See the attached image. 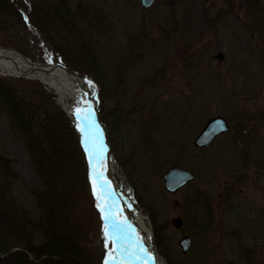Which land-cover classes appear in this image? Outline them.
Listing matches in <instances>:
<instances>
[{
  "label": "rangeland",
  "instance_id": "obj_1",
  "mask_svg": "<svg viewBox=\"0 0 264 264\" xmlns=\"http://www.w3.org/2000/svg\"><path fill=\"white\" fill-rule=\"evenodd\" d=\"M67 5L86 11L81 36L74 32L71 38L53 27L57 37L50 42L42 29L29 26L23 51L15 50L38 64L52 60L67 65L92 81L97 94L95 72L84 49L89 43L96 48L103 70L118 80L112 96L99 106L100 118L104 112L119 118L116 129L110 125L113 115L104 122L117 162L116 179L147 213L155 250L164 263L247 264V250L249 264H264V120H257L264 108V19L247 16L240 0H155L146 10L139 0H67ZM218 52L223 62L215 58ZM244 111L253 117L244 133L251 136L236 145L231 140L241 134L232 119ZM215 115L230 121V131L191 157L187 153L194 149L193 139ZM146 133L153 146L147 145ZM0 155L10 157L19 175L13 196L37 217L40 179L22 139L1 111ZM249 158L261 159L262 165L255 166ZM172 166L195 174L174 193L164 188L162 179ZM197 194L209 202L208 230L195 229L205 210L195 212L190 205ZM87 209L85 243L96 264H104L110 257L93 200ZM176 217L182 219L179 229L171 225ZM183 235L192 239L186 254L178 246Z\"/></svg>",
  "mask_w": 264,
  "mask_h": 264
},
{
  "label": "trees",
  "instance_id": "obj_2",
  "mask_svg": "<svg viewBox=\"0 0 264 264\" xmlns=\"http://www.w3.org/2000/svg\"><path fill=\"white\" fill-rule=\"evenodd\" d=\"M240 1L244 3L247 16L264 19V0ZM82 10L84 8L78 7L73 11L67 0L56 3L47 0H0V46L23 51L29 26L42 29L50 42H54V36L57 37L51 30L53 27H59L65 36L71 38L74 32L81 36L86 16V11L79 13ZM262 31L260 35L264 44V21ZM84 49L95 72L93 80L99 86L101 105L112 96L118 80L103 70L97 59L99 53L92 44H86ZM0 111L6 116L11 130L22 139L41 183L35 196L38 209L35 217L13 196L12 188L19 175L12 168L10 157L0 155V264H96L95 255L85 243V219L89 220L90 214L87 205L92 207L86 165L70 120L39 81L1 75ZM112 115L110 125L116 129L119 118L114 113ZM112 115L104 112V118L100 119L106 122V118ZM249 115L244 111L232 119L235 130L241 134L237 140H231L236 145L246 142L251 136L244 137L246 122H253ZM262 119L264 108L257 120ZM144 135H147V145L153 146V138L147 133ZM163 145L162 148H167ZM203 150L206 148H194L187 154L196 157ZM248 161L255 166L262 165L261 159L249 158ZM126 164L122 163L124 167ZM190 205L195 212L205 208L204 214L195 218V229L208 230L212 224L208 200L197 194ZM147 209L156 223L152 209ZM158 243L163 246L161 239ZM244 259L249 264L250 253L247 250H244Z\"/></svg>",
  "mask_w": 264,
  "mask_h": 264
},
{
  "label": "bare ground",
  "instance_id": "obj_3",
  "mask_svg": "<svg viewBox=\"0 0 264 264\" xmlns=\"http://www.w3.org/2000/svg\"><path fill=\"white\" fill-rule=\"evenodd\" d=\"M30 66V63L26 62L24 56L20 52L7 48H0V73H23L40 80L47 89L56 94L59 104L62 105V108L67 112L74 125L77 124V120L73 115V109L83 106L82 103L78 104V102L89 101L90 106L93 109V118L95 120L94 115L97 108V102L93 98L88 99L86 96L83 83L86 82L87 79L81 77L79 74L68 73L61 65H55L52 67L47 66V71ZM102 134L104 136L103 129ZM78 136H80L79 133ZM102 153L103 159L97 170L102 172L104 177L110 182L109 186L114 193L112 199L115 201L114 216L118 222L126 220L134 233L132 237L133 241L135 240V236L138 235L143 242L144 247L151 253V259L147 256H141L139 260L133 261L132 264H165L157 252L156 256L153 253V249L151 248V243L154 240L153 232L150 225L146 222V218L140 212H135L134 208L128 204V200L131 197L117 182V162L110 152L108 144H106L103 139ZM97 212L101 220V214L98 210ZM101 223L103 226L102 220ZM111 247V244H109L105 249L110 252Z\"/></svg>",
  "mask_w": 264,
  "mask_h": 264
},
{
  "label": "snow or ice",
  "instance_id": "obj_4",
  "mask_svg": "<svg viewBox=\"0 0 264 264\" xmlns=\"http://www.w3.org/2000/svg\"><path fill=\"white\" fill-rule=\"evenodd\" d=\"M27 19V18H25ZM90 88L93 89L89 95L95 96V85L92 81L86 80ZM82 103V107L73 109V115L77 120L76 128L80 132L81 146L84 148L89 165V182L92 188V195L95 206L101 214L103 221L102 234L105 247L111 244L109 257L105 258L104 264H132L139 260L141 256L151 259V253L143 245L138 235L135 236L127 221L118 222L114 216L115 201L112 199L114 193L104 177L98 171L100 162L103 159L102 146L99 144V127L93 118V109L89 101Z\"/></svg>",
  "mask_w": 264,
  "mask_h": 264
},
{
  "label": "water",
  "instance_id": "obj_5",
  "mask_svg": "<svg viewBox=\"0 0 264 264\" xmlns=\"http://www.w3.org/2000/svg\"><path fill=\"white\" fill-rule=\"evenodd\" d=\"M154 1L155 0H140V6L143 10L148 9L149 7H151L153 5ZM24 58H25L26 62L30 63V65H31L30 67L40 68L41 70H45V71H47V69H46L47 66L52 67L55 65H59L57 63H52V62H50L48 65L47 64L41 65V64L32 62L31 60H29L26 57H24ZM216 58L218 59V61H222L223 60L222 53L221 52L217 53ZM62 66L70 74H76V75L79 74L78 72L68 68L65 65H62ZM0 75L35 79L34 77H31L28 74H23V73H19V74H9V73L2 74V73H0ZM83 86H84V90L86 92V96L89 99L90 98V95H89L90 88L85 82L83 83ZM94 116H95V120L97 122V125L99 127V144L102 146V138H103L105 143H108L107 142V136H106V128H105V125L100 122V119L98 116V109H96ZM102 129L104 131V136L102 134ZM228 129H229V126H228V123L224 117L219 116V115L210 117L205 121L204 126L202 127L201 131L194 138L193 145L195 147H198V148L209 146L212 143V141L215 139V137H217L220 134L225 133ZM194 178H195V175L192 171L185 169V168H182V167H179V166H173V167L167 169L162 174L164 188L170 193L176 192L179 188H181L184 185H186L187 183L191 182ZM122 202H123V200H122ZM128 204L134 208L135 212H140L142 215L148 216L147 213L144 212L142 209H137L134 206V203L132 201L128 200ZM171 225L177 229L181 228V226H182L181 218L176 217V218L172 219ZM191 243H192L191 238L188 235H183L178 240V246H179L181 252L184 254L188 253L190 248H191ZM151 248L153 249V253L156 256L154 241H152V243H151Z\"/></svg>",
  "mask_w": 264,
  "mask_h": 264
}]
</instances>
